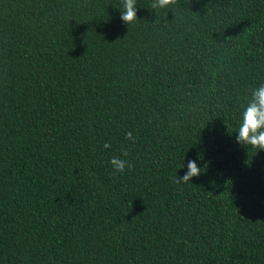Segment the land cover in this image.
Returning <instances> with one entry per match:
<instances>
[{
    "label": "trees",
    "instance_id": "trees-1",
    "mask_svg": "<svg viewBox=\"0 0 264 264\" xmlns=\"http://www.w3.org/2000/svg\"><path fill=\"white\" fill-rule=\"evenodd\" d=\"M151 3L0 0V264H264V0Z\"/></svg>",
    "mask_w": 264,
    "mask_h": 264
},
{
    "label": "clouds",
    "instance_id": "clouds-1",
    "mask_svg": "<svg viewBox=\"0 0 264 264\" xmlns=\"http://www.w3.org/2000/svg\"><path fill=\"white\" fill-rule=\"evenodd\" d=\"M177 0H152L150 8L153 10L168 9L176 4ZM120 19L123 23L131 25L137 20V0H121ZM250 97L245 105L242 106L238 128L236 130L237 143L255 152L264 151V83L249 89ZM127 141L135 142L132 132L125 133ZM104 148H111L107 142ZM128 151L121 150L120 155H113L109 160V165L113 176L123 175L131 170L132 164L126 159ZM199 158V157H198ZM184 165L182 166V168ZM201 168L195 160L187 163L186 174L179 178L176 183L188 184L193 178L201 175Z\"/></svg>",
    "mask_w": 264,
    "mask_h": 264
}]
</instances>
